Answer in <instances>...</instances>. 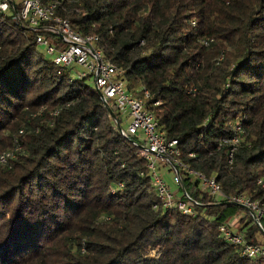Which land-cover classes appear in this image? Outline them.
Instances as JSON below:
<instances>
[{
  "label": "trees",
  "instance_id": "obj_1",
  "mask_svg": "<svg viewBox=\"0 0 264 264\" xmlns=\"http://www.w3.org/2000/svg\"><path fill=\"white\" fill-rule=\"evenodd\" d=\"M66 8L57 14L100 36L128 90L143 86L149 104L159 103L160 131L179 141L183 164L214 176L227 195L264 200L256 187L264 178V0H82ZM20 9L0 15V154L16 143L23 152L0 167V264H264L241 257L218 231L228 215L244 212L241 223L250 214L211 205L181 171L196 216L153 210L140 141L115 128L119 114L89 80L58 74ZM237 121L245 136L229 165L222 141ZM148 249L159 255L149 259Z\"/></svg>",
  "mask_w": 264,
  "mask_h": 264
},
{
  "label": "built area",
  "instance_id": "obj_2",
  "mask_svg": "<svg viewBox=\"0 0 264 264\" xmlns=\"http://www.w3.org/2000/svg\"><path fill=\"white\" fill-rule=\"evenodd\" d=\"M82 0H0V15L7 14L12 10L15 3L21 4L19 13L20 20L27 24L29 29L38 33L37 45L45 55L51 59L58 69V74L69 73V81L93 80L94 89L106 102L109 108L129 123L127 131L118 129L124 138L135 137L140 141L138 156L146 163V173L150 179L151 187L155 193V212L178 211L183 216L195 217V207L198 205L189 195L184 192L177 196L178 191L172 193L170 187L158 174L157 163L168 167L174 173V183L179 189L183 188L181 173L196 182L202 192L208 196L211 205L217 206L229 203L247 209L252 217L253 225L264 235V200L252 199L242 193L227 195L214 176L207 177L183 164L180 160L181 151L178 140L168 141L165 134L160 131L159 122L152 107L159 103L149 104L152 98L150 91L140 86L134 92H130L123 80V70L114 63L108 61L103 48L100 46L101 38L98 35L83 34L71 27L67 18L59 16L58 10L66 11L68 5H79ZM191 26H196V21L191 20ZM46 27V28H45ZM45 28V29H44ZM56 36V39H47L41 30ZM212 40H203L204 46H209ZM222 56L218 62L222 60ZM219 64V63H217ZM195 92V89L192 90ZM149 104V105H148ZM59 111L51 113L54 119ZM232 135L222 141L224 145L231 147L228 155V164L234 161V152L244 139L245 130L241 121L232 124ZM26 133L21 129L19 135ZM22 151L19 143L13 149L0 154V167L8 166ZM191 158L193 154L189 155ZM124 185L118 184L122 189ZM256 187L264 193V178L256 181ZM181 191V190H180ZM182 196L186 200H182ZM243 217L238 216V221ZM221 238L232 245L241 257L259 258L264 260V244L248 241L240 234H236L230 224L222 223L218 227ZM247 234V233H246Z\"/></svg>",
  "mask_w": 264,
  "mask_h": 264
},
{
  "label": "rangeland",
  "instance_id": "obj_3",
  "mask_svg": "<svg viewBox=\"0 0 264 264\" xmlns=\"http://www.w3.org/2000/svg\"><path fill=\"white\" fill-rule=\"evenodd\" d=\"M39 50H42V49L39 47ZM87 84H88L89 87H91L92 89H94L95 84H94V81L93 80L88 81ZM50 119H51V117H50ZM128 126H129V123L127 121H125V119H123V122L121 123V128L123 130L127 131ZM22 155H23V152H22ZM157 169H158V174L164 179V181L166 182V184L170 187L171 192L174 193V192L178 191L177 196H180V194H182L183 192L180 191V189L178 188V186L174 183V180H173L174 173L172 171H170L168 167H165V166L159 164V162L157 163ZM238 216L245 217V213L242 212V211H238L237 214H235V215H228V218L226 219L227 224H230L231 225L232 230L236 234H240L241 236H243V237H245V238H247V239H249V240H251L253 242L263 244L264 237L259 232L258 229H255L254 232L248 230V231H250L248 236L246 235L245 232L240 231L245 226L246 222L248 220L250 221V219H245L243 222L239 223V221L236 222V220L238 219ZM249 226L250 227L253 226L252 217H251V221H250V225ZM144 255H147V257L149 259H153L154 257H157L159 255V253H158L157 250L148 249L144 253Z\"/></svg>",
  "mask_w": 264,
  "mask_h": 264
},
{
  "label": "water",
  "instance_id": "obj_4",
  "mask_svg": "<svg viewBox=\"0 0 264 264\" xmlns=\"http://www.w3.org/2000/svg\"><path fill=\"white\" fill-rule=\"evenodd\" d=\"M101 97V96H100ZM107 107H108V109H110L109 108V106H108V104L106 103V102H103ZM110 113H111V115L113 116V118L115 117V115H114V113H113V111L110 109ZM238 207H240V208H242V209H244V210H246V211H248L247 209H245L244 207H241V206H238Z\"/></svg>",
  "mask_w": 264,
  "mask_h": 264
},
{
  "label": "crops",
  "instance_id": "obj_5",
  "mask_svg": "<svg viewBox=\"0 0 264 264\" xmlns=\"http://www.w3.org/2000/svg\"><path fill=\"white\" fill-rule=\"evenodd\" d=\"M236 222H238V219L236 220ZM242 229H243V230H242L243 232L247 233L248 230L250 229V226L247 227V228L243 227ZM248 233H249V232H248ZM262 235H263V234H262ZM263 237H264V235H263ZM263 244H264V242H263Z\"/></svg>",
  "mask_w": 264,
  "mask_h": 264
}]
</instances>
